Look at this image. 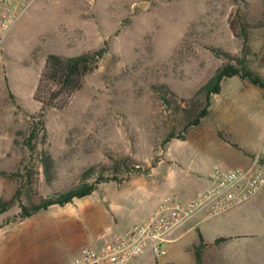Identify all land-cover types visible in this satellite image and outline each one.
Instances as JSON below:
<instances>
[{
  "label": "rangeland",
  "instance_id": "rangeland-1",
  "mask_svg": "<svg viewBox=\"0 0 264 264\" xmlns=\"http://www.w3.org/2000/svg\"><path fill=\"white\" fill-rule=\"evenodd\" d=\"M240 15L245 42L238 37ZM104 41L108 53L69 106L45 112V136L39 132L31 153L27 140L39 111L33 92L46 57L76 56ZM229 63L264 84V0H32L0 49V171L18 174L0 175V200L20 193L0 212V264H51V243L61 254L65 243L74 242L57 260L70 264L72 247L94 226L91 195L24 220L19 205H28V196L37 202L79 185L89 167L96 168L91 182H100L93 198L106 199L101 206L117 219L113 229L87 238L84 244L92 247L140 222L164 197L195 199L215 166L247 167L243 157L264 141V88L238 76L225 79L208 115L185 129L184 110L197 108L193 93ZM162 85L170 105L156 95L154 87ZM41 150L54 160L49 182ZM28 169L35 173L31 189L24 185ZM60 219L64 231L56 229ZM210 226L261 237L264 190L256 201L218 214L198 231L186 233L189 224L183 226L163 246L165 255L147 254L134 263L200 264L192 245Z\"/></svg>",
  "mask_w": 264,
  "mask_h": 264
},
{
  "label": "built area",
  "instance_id": "built-area-1",
  "mask_svg": "<svg viewBox=\"0 0 264 264\" xmlns=\"http://www.w3.org/2000/svg\"><path fill=\"white\" fill-rule=\"evenodd\" d=\"M32 0H0V49L7 34ZM264 190V141L247 167L215 166L207 188L195 199L181 202L164 197L137 224L100 240L97 247L82 246L70 264H133L151 254L165 255L163 246L174 242L175 233L197 218H211L239 206ZM134 264H137L134 263Z\"/></svg>",
  "mask_w": 264,
  "mask_h": 264
},
{
  "label": "trees",
  "instance_id": "trees-1",
  "mask_svg": "<svg viewBox=\"0 0 264 264\" xmlns=\"http://www.w3.org/2000/svg\"><path fill=\"white\" fill-rule=\"evenodd\" d=\"M239 17L240 21L238 23V30L240 33L238 37L241 38L240 40L243 39L244 41L246 37V32L243 28L244 22L241 19V15ZM232 32L233 36L238 38L236 36V32H234V30H232ZM108 50L109 42L104 41L102 47L99 49L88 50L76 56L49 54L46 57L43 68L37 80L36 88L33 92V101L38 105L39 111L32 116L33 120L36 118L38 120L33 124L32 130L30 131L27 140L31 153L35 150V145L32 143L38 137L39 132L41 131L45 136V112L49 110L62 111L66 109L69 106L71 99L82 90L87 77L97 69L98 64L108 53ZM236 76L241 79L249 80L254 86L264 88V84L261 82L258 75L250 71L246 70L242 73L231 63L218 67L213 76L193 93L192 99L190 101L191 103H194L197 108H195L191 113H187V111L184 110L186 113L185 129L199 126L201 121L209 113L212 96L218 95L221 92L222 82L225 79H230ZM154 89L156 90L157 97L163 105H170L172 103L169 97V90L166 86H156ZM168 139H171V137ZM168 139L166 142L169 141ZM39 161L42 166L43 174L46 176L47 182H49L55 165L54 160L48 151L41 150L39 153ZM95 172L96 168L89 167L81 174L79 185L63 192L53 193L50 197L41 198L37 202H34L32 198H29L31 196H28L29 204L26 205L24 203H20L19 205V218L24 220L40 211L47 210L52 206H64L72 202L74 199H81L90 195L98 188L100 183L98 181L91 182L90 180ZM0 175L4 178L18 177V174H8L6 171H0ZM23 177H25V187L31 189V187L34 185L33 179L35 177V173L28 169L25 173V176ZM99 177H103L102 171L99 172ZM27 191L29 192V190ZM19 194L20 193L17 190L15 195L12 196L11 200L8 202L0 200V212H3L8 204H11L17 200ZM199 248H201V246H198L194 252L197 263H200L201 261L200 254L198 252Z\"/></svg>",
  "mask_w": 264,
  "mask_h": 264
},
{
  "label": "crops",
  "instance_id": "crops-1",
  "mask_svg": "<svg viewBox=\"0 0 264 264\" xmlns=\"http://www.w3.org/2000/svg\"><path fill=\"white\" fill-rule=\"evenodd\" d=\"M253 154L254 153L250 152L249 150V153H247L243 157L242 161L247 164L249 162L250 157ZM98 190L99 188H97L95 191H93L90 194L91 199L89 200V204L91 203L90 207L95 208V211H93V214L96 213V216L94 214V219H95L93 222L94 226L91 229L90 233L86 234L83 237H79L80 241L81 240H84V241L83 242L81 241L80 243L81 245L75 244V247H72V250H73L72 257L76 254L78 249L82 247L84 243L87 242L88 237L97 238L99 235L104 234L103 230L107 232L113 229L115 224L117 223V219L113 218L112 215L110 214L109 208L107 207L103 209V207L101 206V202L103 198L102 197L100 199L93 198V195L96 194ZM258 194H256L254 197H252L245 203L239 206H236V207L246 205L247 203L251 204L252 202L256 201V196H258ZM103 200L108 202L106 199H103ZM56 207H63V206H52L48 208L47 210H43V211H50L51 209L56 208ZM61 215H63V213H61ZM65 217H69V216L65 214L64 216H62V219H65ZM214 217H211L208 219L200 217V218H197V219H194L188 222L187 224H189V227L187 228L186 233L187 231L189 232L194 228H196V230L198 231L199 228L203 226V224H205L206 222H209ZM64 226H66L65 222L60 219L58 220L56 224V227H57L56 229H61L64 231ZM204 230H206V232ZM58 231L60 232V230ZM74 233L76 234L77 232H74ZM199 237H200V243L197 245L196 244L192 245V247L193 246L198 247L199 245H201V248H200L201 251L199 252L200 258H201L200 264H224L228 260L241 261L243 262L242 264H259V263L264 264V253H262L261 251L262 249L260 248L262 247L264 250V230H263V235H261L260 237L259 235L257 236V235H250V234L244 233L243 231L229 233V232L223 231L221 228L212 226L209 229L207 227H203V231H199ZM60 238L63 239L62 236H60ZM259 240H261L262 243L261 241L258 243ZM45 243L47 245L50 242L46 241ZM73 243H70V244H73ZM51 244L52 245L48 246V250H46L47 251L46 255L48 257L47 260H48V263L50 262L51 264H57V260L62 256V254H64L65 248L70 244L65 246L66 245L65 243V245L61 247L62 249L61 254L55 252V251H59L60 248L53 247V243Z\"/></svg>",
  "mask_w": 264,
  "mask_h": 264
}]
</instances>
